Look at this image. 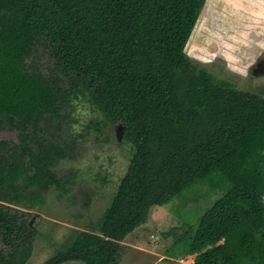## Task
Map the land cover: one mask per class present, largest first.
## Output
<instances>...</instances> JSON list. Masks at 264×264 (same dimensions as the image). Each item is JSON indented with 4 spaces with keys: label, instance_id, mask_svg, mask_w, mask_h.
<instances>
[{
    "label": "trees",
    "instance_id": "obj_1",
    "mask_svg": "<svg viewBox=\"0 0 264 264\" xmlns=\"http://www.w3.org/2000/svg\"><path fill=\"white\" fill-rule=\"evenodd\" d=\"M207 0H0V264H27L30 209L77 160L73 101L122 126L133 155L110 205L42 264H119L126 237L185 189L222 193L175 236L194 264H264V96L196 63L186 47ZM27 208L29 210H25ZM1 244L3 246L1 247Z\"/></svg>",
    "mask_w": 264,
    "mask_h": 264
},
{
    "label": "rangeland",
    "instance_id": "obj_2",
    "mask_svg": "<svg viewBox=\"0 0 264 264\" xmlns=\"http://www.w3.org/2000/svg\"><path fill=\"white\" fill-rule=\"evenodd\" d=\"M263 3L264 0H207L186 47L199 65L261 96L264 73L254 75L251 63L259 54L264 56V37L254 32L256 25L264 26V21H257L250 11ZM77 102L82 111L74 115V105L73 120H78L74 132L86 135L79 140L81 155L77 160H62L56 167L58 174L71 177L73 188L62 193L53 186L42 205L24 208L31 212V224L38 229L27 264L44 263L73 229H88L95 224L110 205L131 162L134 149L124 141L122 126L111 124L98 136L87 125L102 120V114L88 101ZM0 139L17 141L18 132L1 130ZM220 193L209 184L198 182L170 203L153 207L147 221L122 242L125 251L119 264H194L195 255L180 254L181 245L176 243L175 236L185 233L184 223L193 225L195 230L199 217Z\"/></svg>",
    "mask_w": 264,
    "mask_h": 264
},
{
    "label": "crops",
    "instance_id": "obj_3",
    "mask_svg": "<svg viewBox=\"0 0 264 264\" xmlns=\"http://www.w3.org/2000/svg\"><path fill=\"white\" fill-rule=\"evenodd\" d=\"M258 4H259V3H258ZM261 6H262V7H261ZM256 7H257V6H256ZM250 13H251L252 15L255 16V18H256L257 21L263 23V21H264V3H263L262 5H260V7H259L258 9H253V10H251ZM254 32H260V33H257V34H259V35H261V36L264 37V26H263V24H262V25H260V24L256 25V27H255V29H254ZM248 38H250V37H248ZM263 57H264V56L262 55V53L259 54L258 57H257V58L251 63V65H252V64H255V62H256L259 58H263ZM252 66H253V65H252ZM254 75H257V74H254ZM193 255H195V254H193Z\"/></svg>",
    "mask_w": 264,
    "mask_h": 264
},
{
    "label": "flooded vegetation",
    "instance_id": "obj_4",
    "mask_svg": "<svg viewBox=\"0 0 264 264\" xmlns=\"http://www.w3.org/2000/svg\"><path fill=\"white\" fill-rule=\"evenodd\" d=\"M253 73H264V57L259 58L253 65Z\"/></svg>",
    "mask_w": 264,
    "mask_h": 264
},
{
    "label": "clouds",
    "instance_id": "obj_5",
    "mask_svg": "<svg viewBox=\"0 0 264 264\" xmlns=\"http://www.w3.org/2000/svg\"><path fill=\"white\" fill-rule=\"evenodd\" d=\"M73 104L76 106V112L74 113V115H77V114H80L82 109L81 107L79 106L78 102L77 101H73ZM76 131H79L78 128L75 129Z\"/></svg>",
    "mask_w": 264,
    "mask_h": 264
}]
</instances>
